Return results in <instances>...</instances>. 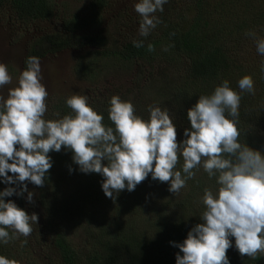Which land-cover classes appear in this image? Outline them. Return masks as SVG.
Returning <instances> with one entry per match:
<instances>
[{"label":"trees","instance_id":"16d2710c","mask_svg":"<svg viewBox=\"0 0 264 264\" xmlns=\"http://www.w3.org/2000/svg\"><path fill=\"white\" fill-rule=\"evenodd\" d=\"M132 1L0 0V25H20L30 33L21 35L22 70L29 56L41 60L84 52L75 74L88 82V104L104 116L106 126L114 127L107 108L110 98L118 95L145 120L150 105L167 110L180 142L184 129L190 128L188 109L227 80L241 95L239 142L264 154V56L258 54L255 40L245 35L253 31L264 38V0H168L164 11L155 13L161 23L147 37L139 36L141 18L134 10L139 0ZM134 40H143L144 46L134 47ZM148 44L154 45L153 52ZM111 70L129 77L122 85L98 87ZM245 75L252 77L255 94L240 92L238 81ZM70 96L51 97L44 118L69 114L65 101ZM49 155L53 163L44 186L31 189L25 182L34 203L27 202V193L9 197L38 216L30 236L0 242V255L18 264H176L179 248L174 244L182 243L202 222L204 189L217 190L215 178L209 179L200 168L178 195L168 191L169 183L149 174L134 191L114 193L113 200L102 190L103 177L80 172L71 151L62 147ZM182 164L181 157L177 170ZM3 186L0 182V191ZM230 239L229 264H264V256L241 257Z\"/></svg>","mask_w":264,"mask_h":264},{"label":"clouds","instance_id":"9594fccd","mask_svg":"<svg viewBox=\"0 0 264 264\" xmlns=\"http://www.w3.org/2000/svg\"><path fill=\"white\" fill-rule=\"evenodd\" d=\"M167 2L135 3L141 18L139 36L147 37L161 23L155 13L163 12ZM245 35L255 40L258 54L264 56V38L253 31ZM133 45L141 48L144 41L134 40ZM147 50L153 52L154 45L148 44ZM41 81L39 58L29 56L17 86L8 89L7 98L0 95V182L19 185V190L9 186L0 191V242L8 244L32 234L37 214L6 202L5 197L27 193V202L34 203V193L25 182L43 187L53 163L49 153L63 147L72 152L80 172L103 177L102 190L113 200L114 193L134 191L149 174L153 180L169 183L168 191L175 195L195 178L194 170L203 168L209 179L215 178L217 190L205 188L201 198L202 222L192 227L182 243L174 244L179 248L176 264H229L230 238L241 257L264 256V154L239 142L241 95L230 88L229 81L224 80L210 95L199 96L188 109L190 128L184 129L185 139L180 142L167 110L150 105L145 120L130 101L118 95L110 98L107 108L114 127L103 123L104 116L88 104L85 95L66 98L69 114L45 119L49 94ZM11 83L7 66L0 63V88ZM238 87L240 92L255 94L249 75L239 79ZM181 157L182 169L177 170ZM0 264L18 262L0 255Z\"/></svg>","mask_w":264,"mask_h":264},{"label":"rangeland","instance_id":"374dc122","mask_svg":"<svg viewBox=\"0 0 264 264\" xmlns=\"http://www.w3.org/2000/svg\"><path fill=\"white\" fill-rule=\"evenodd\" d=\"M129 2L132 3L133 1L129 0ZM28 34L30 33H27L20 25L14 27H3L2 24L0 25V63L7 66L9 74L12 76V83L0 88V95H3L5 98H7L8 89L17 86L18 77L23 71L22 65L25 53V38H21V35L28 36ZM81 53L68 51L39 60L42 75L41 82L45 85L49 94L46 102L49 101L51 97L55 98L59 94L79 95L85 92L86 96H92L87 92L89 88L88 82L78 79L75 74L76 64L82 61L79 57ZM112 71L113 70H111V72ZM114 71L115 72H112L113 74L106 73L103 75L102 81L97 84V86L107 87L109 86L108 83L117 86L124 84L128 74H123L116 70ZM9 175L12 174L9 173ZM9 186L18 188V184H4L3 187L6 188ZM28 186L32 189L35 185L29 182ZM8 200H10L9 197H5V201L7 202Z\"/></svg>","mask_w":264,"mask_h":264}]
</instances>
